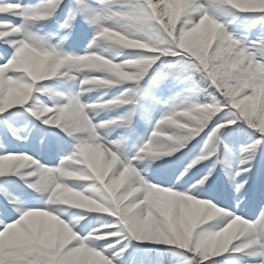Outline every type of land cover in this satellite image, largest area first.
I'll return each instance as SVG.
<instances>
[{
  "label": "snow or ice",
  "instance_id": "obj_1",
  "mask_svg": "<svg viewBox=\"0 0 264 264\" xmlns=\"http://www.w3.org/2000/svg\"><path fill=\"white\" fill-rule=\"evenodd\" d=\"M228 9L226 0H0V264H135L133 241L168 248L159 264H264V24L238 35L214 15ZM48 23L57 43L34 31ZM84 25L82 53L66 51ZM102 46L118 51L96 54ZM125 52L136 54L121 60ZM97 56L109 63L88 62ZM165 96L154 118L151 104ZM31 143L58 166L20 148ZM161 143L177 149L152 166L171 169L168 187L147 179L146 153ZM59 170L84 177L67 181L75 189L91 181L81 191L102 194L97 214L107 218L48 203L42 182ZM221 193L231 203L221 206Z\"/></svg>",
  "mask_w": 264,
  "mask_h": 264
},
{
  "label": "clouds",
  "instance_id": "obj_2",
  "mask_svg": "<svg viewBox=\"0 0 264 264\" xmlns=\"http://www.w3.org/2000/svg\"><path fill=\"white\" fill-rule=\"evenodd\" d=\"M226 2L239 12L257 11L264 12V0H226ZM106 38L123 47L137 46L134 41L127 40L123 36L115 32H106ZM64 39V38H62ZM67 42V39H64ZM103 47V46H102ZM89 63H97L99 65H107L109 62L104 61L102 57L97 56L88 59ZM116 67V66H113ZM91 152V150H89ZM177 149L167 143H161L159 149L154 152L146 153L147 160L145 161L147 173L150 172L152 166L157 162L164 160L175 154ZM5 161H0V169L6 166ZM84 178L79 173L59 170L53 174L46 176L42 182V188L47 195V202L60 206L62 214L67 215L69 210H82L85 213H97L103 210V205L99 203L102 194L96 193V198L93 195H86L85 191L77 190L67 183L69 180ZM105 236L95 237L96 240L105 239Z\"/></svg>",
  "mask_w": 264,
  "mask_h": 264
},
{
  "label": "rangeland",
  "instance_id": "obj_3",
  "mask_svg": "<svg viewBox=\"0 0 264 264\" xmlns=\"http://www.w3.org/2000/svg\"><path fill=\"white\" fill-rule=\"evenodd\" d=\"M205 6L207 7V5H205ZM214 15H216L221 22H224L225 24L228 25V30L229 31L236 30L238 35H243L242 32H239V26L240 25L253 23L252 18H250L249 15L241 14V13H239L238 10L228 9L227 11H224V12L214 13ZM262 24H264V23H262ZM258 25H261V24H258ZM36 27H37V24L34 25V31L39 29V28H36ZM89 38H91V34L89 35ZM4 47H5L4 45L0 44V51H2ZM117 51L118 50L116 48H114V47L103 46V47H99V48L96 49V54H102L105 57H109V56L115 54ZM135 54L136 53H134V52L133 53L125 52L124 55L120 56V59L124 60V59L130 58L131 56H134ZM195 76H196V78L198 80L199 79L198 75H195ZM146 82H147V77L145 78V81L141 82V84L145 85ZM49 83L50 84H54L60 90H65V89L70 88V85H68V84H62L61 85V84H57L56 82H49ZM102 94H103L102 90H98V91L93 92L90 96H85L84 99L90 102V101L95 100L98 96H100ZM116 94H118V90L117 89H113V90H111V92H109V96L116 95ZM187 94H188L187 91L179 93L176 96V98L183 99V97L185 95H187ZM41 99L44 100L45 102H47V97H41ZM167 100H168V97L165 96V97H163L161 99V103L160 104H151V106L156 109L155 113H154V118L158 117L160 115V113L164 110V103ZM25 115H27V114L25 113ZM108 115H116V113L115 112L102 113L101 116L97 117V119L98 120L107 119ZM2 118L3 117H0V120H3ZM29 119H31V118L29 117ZM21 120H22V123H24L22 117H21ZM134 120H135V118H134ZM27 127L30 128L31 125L28 124ZM145 135H147L146 132H145ZM108 139H110V140L117 139V134L116 133H112L108 137ZM239 143H244V141L241 140ZM237 147H239V144L237 145ZM201 148H203V144H201L200 147L197 148L196 153H194V155L197 154L200 151ZM69 149L71 150V148H69ZM32 150H37V147L32 148ZM36 155L46 159L47 156L49 155V153H38ZM176 155H179V153H177ZM167 159H173V157H168V158H165L164 160H167ZM162 162H163V160H161V161H159L157 163H162ZM160 172H165L167 174V173L171 172V169H157V170H152L151 169L150 172L147 173V179H149L151 176H158V173H160ZM7 179H16V177H8ZM0 182H2V180H0ZM151 182L153 183L154 181L152 180ZM73 183L76 185L77 189H80V190L91 189L93 187V183L91 181H77V182H73ZM29 191H31V190H29ZM229 198H230V196L227 193L219 194V199L221 201V206H223L224 203H227ZM2 203H3L2 200H0V204H2ZM252 211L253 210L251 208H249L248 209V214L251 215ZM69 212H71V213H75V212L84 213L85 215L90 216V217H104V218H107L106 214L85 213L82 210H75V211L69 210ZM71 218L72 219H77L78 217L72 216ZM125 243H128V242L126 241ZM132 244H135L136 247L141 250V251L136 253L135 264H159V260L161 259V256H162L163 253L169 252V254H170V250L168 248H166L165 246L153 245V244H150V243L137 244L134 241L132 242ZM119 247H122V245H117V248H119ZM218 259H222V258H218Z\"/></svg>",
  "mask_w": 264,
  "mask_h": 264
},
{
  "label": "bare ground",
  "instance_id": "obj_4",
  "mask_svg": "<svg viewBox=\"0 0 264 264\" xmlns=\"http://www.w3.org/2000/svg\"><path fill=\"white\" fill-rule=\"evenodd\" d=\"M37 1L38 0H29V1H26V2H22L24 5H26V6H32V5H34L35 3H37ZM14 23H16V24H18V20L17 21H14ZM13 111H15V112H20V111H22L21 109H15V110H13ZM3 119V118H2Z\"/></svg>",
  "mask_w": 264,
  "mask_h": 264
}]
</instances>
